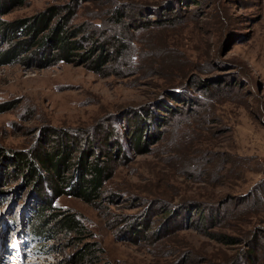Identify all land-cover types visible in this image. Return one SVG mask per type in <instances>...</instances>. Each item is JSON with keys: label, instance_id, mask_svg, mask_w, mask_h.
I'll return each instance as SVG.
<instances>
[{"label": "rangeland", "instance_id": "obj_1", "mask_svg": "<svg viewBox=\"0 0 264 264\" xmlns=\"http://www.w3.org/2000/svg\"><path fill=\"white\" fill-rule=\"evenodd\" d=\"M73 2L74 24L127 36L130 47L107 76L66 62L0 65V264H88L73 256L86 243L105 249L95 264H250L244 255L256 241L264 264V0H26L1 18ZM115 9L136 27L126 33ZM166 14L177 21L142 26ZM140 129L146 153L133 149ZM69 138L100 156L123 145L110 201L63 195L54 204L82 218L83 234L53 222L39 233V189L11 160Z\"/></svg>", "mask_w": 264, "mask_h": 264}, {"label": "trees", "instance_id": "obj_2", "mask_svg": "<svg viewBox=\"0 0 264 264\" xmlns=\"http://www.w3.org/2000/svg\"><path fill=\"white\" fill-rule=\"evenodd\" d=\"M25 1L0 0V65L32 62L33 67L45 68L59 62H66L86 65L90 70L107 76L113 73L110 70L112 61L116 62L127 55L131 41L129 37L109 36L90 22L74 24L72 21L79 11V5L74 2L52 5L30 18L15 20L1 18L15 7L24 5ZM167 14L162 16V21L157 20L158 18L151 19L142 26L173 25L178 18H170ZM128 15L126 10L115 9L114 11L115 23L126 30V33L137 24L130 15V19H125ZM5 44L7 46L3 47ZM171 99L178 102L184 101L179 96ZM161 111L173 116L180 111V108L164 106ZM131 139L133 149L139 153L148 152L151 142L147 130L140 129L134 132ZM76 143L77 141L72 142L70 138L66 141L63 139V142L57 140L51 150L42 153L37 151L31 161L18 153L16 158L11 160L15 162L13 166L16 175L25 176L29 184H36L39 189L36 198L38 221L33 224L34 229L39 233L52 232V228L45 229L48 223L53 222L58 232L77 236L83 234L85 224L82 218L75 213L62 211V208L54 204L55 200L63 195L80 198L95 207L110 201L106 193V185L116 172L115 161L119 153L116 148L121 151L123 145L115 142L117 147H109L105 150L101 147L99 149L103 155L100 156L96 153L98 146L92 145L94 143H90L93 146L91 148L84 145L81 147ZM2 155L3 150L0 149V157ZM6 169H8L7 166ZM43 170L46 174H43ZM10 177L9 173L6 174L7 179ZM49 193L52 195L51 198L48 196ZM44 208H50L53 211L49 214L51 219L43 214ZM201 215L204 214L201 213ZM216 236L220 241L230 239L224 234L217 233ZM229 243H239V241ZM240 243L243 242L240 240ZM258 250H261L260 253L263 255L262 247L259 248L256 241L252 249L245 252L244 256H247L250 264L259 263ZM104 251L102 246L95 247L93 243H86L73 256L75 262L95 264L98 262V255Z\"/></svg>", "mask_w": 264, "mask_h": 264}]
</instances>
